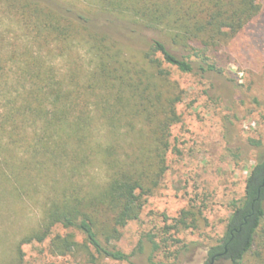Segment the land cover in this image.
Returning a JSON list of instances; mask_svg holds the SVG:
<instances>
[{
	"label": "trees",
	"instance_id": "obj_1",
	"mask_svg": "<svg viewBox=\"0 0 264 264\" xmlns=\"http://www.w3.org/2000/svg\"><path fill=\"white\" fill-rule=\"evenodd\" d=\"M88 1L91 16L161 37L135 59L81 13L66 14L44 0H0L27 39L20 47L11 43L8 56L0 53V202L17 195L40 200L41 208L40 225L15 245L9 264H22V245L47 239L52 256L88 264L134 257L116 243L158 189L171 129L181 120L176 107L184 91L166 66L219 73L205 52L226 44L260 11V0ZM79 48L88 54L85 65L71 58ZM56 51L72 61L61 76L48 59ZM97 169L99 181L90 175ZM231 211L206 264H241L251 253L253 264H264V152ZM197 223L194 212L181 211L166 228L178 232ZM57 227L64 232H54Z\"/></svg>",
	"mask_w": 264,
	"mask_h": 264
},
{
	"label": "rangeland",
	"instance_id": "obj_2",
	"mask_svg": "<svg viewBox=\"0 0 264 264\" xmlns=\"http://www.w3.org/2000/svg\"><path fill=\"white\" fill-rule=\"evenodd\" d=\"M44 2L66 14L88 17L96 30L108 35L126 56L135 59L153 38L161 37L140 26L91 16L86 12L88 0ZM259 3V14L242 30L221 47L205 52L219 73L195 70L183 74L166 66L171 79L184 91L183 101L176 107L180 123L171 129L168 169L138 219L121 230L116 246L126 254L134 253V257L129 262L101 259L96 264H150L149 258L154 264H206L207 250L223 237L231 203L243 197L246 178L264 152V0ZM26 42L16 20L0 3V53L8 56L11 43L20 47ZM48 57L59 76L67 73L72 62L68 55L56 51ZM87 57L81 48L71 54L84 65ZM3 143L0 141V145ZM90 175L96 181L103 179L99 169ZM181 211L196 214L197 228L167 230ZM40 220V200L12 195L0 202V264L14 259L15 245L36 229ZM54 232L64 231L57 227ZM75 235L81 242L82 236L77 232ZM153 243L158 245L157 250ZM21 251L22 264H88L81 258L52 256L48 239L22 245ZM254 261L251 253L241 264ZM212 264L230 263L220 259Z\"/></svg>",
	"mask_w": 264,
	"mask_h": 264
},
{
	"label": "water",
	"instance_id": "obj_3",
	"mask_svg": "<svg viewBox=\"0 0 264 264\" xmlns=\"http://www.w3.org/2000/svg\"><path fill=\"white\" fill-rule=\"evenodd\" d=\"M213 263V259H212V261H211V263L210 264H212Z\"/></svg>",
	"mask_w": 264,
	"mask_h": 264
}]
</instances>
